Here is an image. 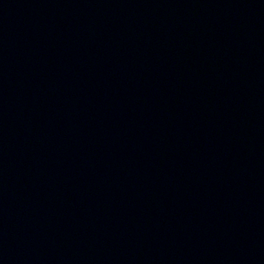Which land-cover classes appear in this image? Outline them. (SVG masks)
Segmentation results:
<instances>
[{
  "label": "water",
  "instance_id": "obj_1",
  "mask_svg": "<svg viewBox=\"0 0 264 264\" xmlns=\"http://www.w3.org/2000/svg\"><path fill=\"white\" fill-rule=\"evenodd\" d=\"M0 264H264V0H0Z\"/></svg>",
  "mask_w": 264,
  "mask_h": 264
}]
</instances>
